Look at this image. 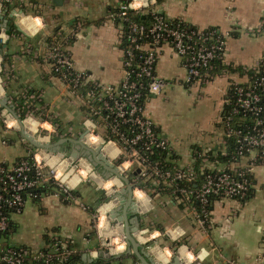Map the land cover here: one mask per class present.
I'll return each mask as SVG.
<instances>
[{"label": "crops", "instance_id": "crops-1", "mask_svg": "<svg viewBox=\"0 0 264 264\" xmlns=\"http://www.w3.org/2000/svg\"><path fill=\"white\" fill-rule=\"evenodd\" d=\"M130 2L143 17L157 8L169 18L183 19L200 29L217 28L228 34L224 60L244 71H224L206 83L188 85L182 58L170 45H163L155 72L167 84L161 93H151L144 102L145 114L170 140L175 163H193L194 150L199 148L210 155L208 166H226L227 158L223 152L227 148L219 116L226 107L230 83L246 81V70L255 67L264 56V0ZM120 3L121 0H60L57 3L55 0H10L0 3V87L20 117L24 102L33 103L37 113L48 116L53 126L74 133V139L83 136L88 113L86 102L82 97L72 95L54 75L46 53L50 39L62 33L68 40L67 50L76 69L87 73L92 82L118 86L124 75L119 45L121 25L110 18V13ZM5 108L0 103V171L12 168L18 160L38 149L25 137L19 124L14 125L13 120L12 125L6 124L2 113ZM183 109L182 114L190 113L193 120L186 118L185 133L178 141L176 136L169 134L182 131L172 123L175 114L179 115L177 112ZM182 114L180 117H184ZM194 117H200L199 122ZM24 118L25 131L36 135L41 130L40 119L31 117L28 111ZM61 146L64 151L59 152L67 156L75 149L83 150L71 142ZM96 146L90 147L114 165L115 161L110 157L116 155V146L108 144L103 149ZM82 157L92 163L94 173L81 181L77 176L72 178L71 181L77 184L74 198H66L53 188L46 190L43 187L38 202L28 199L23 211L13 215L14 227L5 235L6 243L20 242L16 230L26 224L41 234L31 232L33 236L24 241L29 248H41L45 245L44 235L58 234L82 254L83 261H91L90 254L94 249L99 250V257H107L105 253L101 255L100 250V232L105 230L100 231L98 227L99 216L103 228L114 226L111 234L117 240L121 235L126 236L127 228H130L139 249L156 264H257L259 256L264 263L263 165L254 166L252 195L245 202L236 199L212 202L213 226L204 233L193 209L183 207V199L166 192L157 193L156 188L150 191L144 186L142 191H133L130 196L125 181L106 177L110 173L105 168L95 165L87 156ZM197 161L201 162L200 159ZM247 163L248 155L235 165ZM108 179L112 180L106 181ZM104 181L105 187L115 182L116 193L112 201L110 191L102 188ZM181 243L188 247L182 251L184 255L176 251ZM130 254L134 252L127 241L126 250L113 256L117 259L111 264H138L140 261Z\"/></svg>", "mask_w": 264, "mask_h": 264}, {"label": "built area", "instance_id": "built-area-1", "mask_svg": "<svg viewBox=\"0 0 264 264\" xmlns=\"http://www.w3.org/2000/svg\"><path fill=\"white\" fill-rule=\"evenodd\" d=\"M7 1L10 0H0V3ZM132 7L131 2H121L118 12L110 13L114 21L119 17L118 23L121 25L119 45L124 75L118 86L92 82L87 73L76 69L67 50L68 40L62 33L51 41L46 58L69 92L82 97L86 102L88 113L84 121L83 141L88 146L98 145L101 149L114 144L117 153L110 158L115 161L114 165L119 172L130 180L133 191H142L143 186L150 183L155 186L157 193L166 192L176 198L185 196L192 202H198L200 211L192 209L200 228L207 233L213 221L211 212L208 213L206 208L214 199H244L253 189L251 175L254 166H264V56L252 68L254 73L248 75L246 81L233 80L230 83L231 96L226 99V107L219 116L227 148L223 152L227 158L226 166H208L210 155L201 149L194 150V162L187 165L175 163L169 157L152 160V155L159 149L173 154L170 140L159 132L158 125L145 114L142 101L144 90L150 94L161 93L167 84L155 72L162 46L170 45L182 58L187 72L186 84H202L215 77L203 71L213 68V59L221 58L225 62L228 34L216 28H188L182 24L183 19L173 22L156 14L154 10L150 11L154 21L146 27L132 20ZM87 82L91 84L90 87L81 90ZM1 99H7V93L0 87ZM24 105L31 117L40 119L41 130L38 133H45L46 136L39 139L50 141L54 135L73 138L74 133L63 131L58 125L53 126L48 116L37 113L33 103L25 101ZM2 113L8 126L12 125L11 120L16 122L8 108L3 109ZM95 137L97 143L93 142ZM229 139L234 142V151L228 149ZM247 155L249 163L235 165ZM199 159L200 163L197 161ZM90 173H94V167L85 157L72 158L45 148H38L32 160L22 158L12 168L0 171V264H55L77 252L58 234H51L50 243L38 249L22 244H8L5 234L10 230L13 215L22 212L27 200L32 198L33 189L51 186L57 193L73 199L77 184L71 181L72 178L77 176L79 181L89 179ZM109 180L112 179L106 181ZM106 181L102 184L104 190H108L105 187ZM180 181L186 184L179 187L173 185ZM111 187L116 188V185L112 184ZM97 220L100 231L105 230L100 232V250L107 257L124 252L126 236L121 235L117 240L111 234L114 226L103 228L99 216ZM181 248L188 249L187 245L181 243L176 251L180 253ZM90 255L92 259L89 262H96L100 256L99 250L94 249ZM257 264H264L261 256L257 257Z\"/></svg>", "mask_w": 264, "mask_h": 264}, {"label": "trees", "instance_id": "trees-1", "mask_svg": "<svg viewBox=\"0 0 264 264\" xmlns=\"http://www.w3.org/2000/svg\"><path fill=\"white\" fill-rule=\"evenodd\" d=\"M161 1L162 0H157V3L159 4V2H161ZM121 2L122 3H129L130 0H121ZM151 10H154L156 14L162 15L165 18L170 19L173 22H178L180 20V18H175V19L174 18H169L165 14L159 13V11H158L157 8L156 9H151ZM136 11L137 10H133V9L130 10L131 18H132L133 21H135L137 23H140V24H143L146 27H149V26L152 25V23L154 21V15L152 13H147L145 15V17H143L141 13H136ZM111 12L117 13L118 12V7L115 8V9H112ZM116 21L117 22H120V19H119L118 16L116 17ZM182 24L185 25L188 28H197L196 26H194V25L186 22L185 20L182 22ZM212 29H214V28H212ZM216 30H217V28H216ZM52 39L53 38L50 39V43H51ZM127 43L128 42L125 39V44H127ZM211 63L213 65V68H211V69H204L203 70V71H208L209 74H210V76H216V75H219V74L223 73L224 71H230V70L231 71H233V70H236V71H244V69L242 67H239V66L233 67L231 65L226 64L221 58H215V59H213L211 61ZM53 73H54V75H57L54 71H53ZM246 73L248 75H252L254 73V70L253 69H248V70H246ZM90 85L91 84L87 82L81 88V90L88 89V87H90ZM149 95H150V93H148L146 90H144L143 91V96H142V101L145 102L146 98L149 97ZM228 96L229 97L231 96V92L230 91L228 93ZM27 110H28V108L25 105H23L22 112H21V118L22 119L25 117V112ZM87 110H88V107H87ZM56 140H58V138L55 139V141ZM234 148H235L234 142L231 139H229V141H228V149L234 151ZM33 149H35V147H33ZM197 149H199V148H197ZM159 150L160 151H157V152L154 153V155H152V160H157V159L164 158V157L165 158L166 157H169V158L173 159V154L171 152H169L167 150H163V149H159ZM32 156H33V154H30L28 157H25V158L32 160ZM169 164H172V163H169ZM185 184H186L185 181H180V182L177 183V185L176 184H173V185L175 187H179V186H183ZM42 188L43 187H39L37 189H33L32 190V199H34L35 201L38 202V200H39L38 194L43 190ZM50 188H52V187L51 186L45 187L46 190H50ZM154 188L155 187L152 184H150V183H147L146 185H144V189H148L150 191L151 190H154ZM251 195H252V191H250L248 193V195L244 199H241V201L245 202L247 199L250 198ZM62 196H64V195L62 194ZM178 198L179 199H183V202H182L183 205H184V206L182 205L183 207H190L191 209L192 208H196L198 211H200L201 207H199L198 202H196V201L195 202L194 201L192 202V201H190V199H188L185 196H179ZM214 201H215V199H214ZM192 205H194L196 207H191ZM212 209H213V207H212L211 204L206 208V210L208 211V213L211 212ZM13 227H14V221L12 219L10 230ZM10 230L7 231V233L5 235H7L10 232ZM44 240H45V245L49 244L50 243V236L47 235V234L44 235ZM130 255L133 256L138 261L137 257L134 254H130ZM116 259L117 258H114V257H99L98 260H96V262H94V261L93 262H88V261H83L82 254L79 253V252H76V253L70 255L68 259L56 261L55 264H96V263L97 264H111V262L114 261V260H116Z\"/></svg>", "mask_w": 264, "mask_h": 264}, {"label": "water", "instance_id": "water-1", "mask_svg": "<svg viewBox=\"0 0 264 264\" xmlns=\"http://www.w3.org/2000/svg\"><path fill=\"white\" fill-rule=\"evenodd\" d=\"M59 1L60 0H55L56 3L59 2ZM159 13H162V11L160 10ZM0 102H1V104L3 106H5L6 108H8L14 114V116H15L16 120L18 121V124H19L20 128L22 129L25 137L33 145H35L38 148H45V149L51 150L53 152H59L62 149L64 151V148H62V146H61L64 143L71 142V143L76 144L77 146H79V148H83V150L81 152L78 149H75L74 151H72L70 153V155L72 156V158H78V157H81V156H87V157H89V159L91 161H93L95 163V165L101 166L102 168H105L110 173V175L109 176H106V177L116 176L119 179L125 181L126 184H127V189H128V191L130 193V196H132V194H133V186L130 183V180L127 177L123 176L119 172V170L113 164H111L107 159H105L100 153H98L92 147L88 146L83 141V139H82L83 136L80 137V138H77V139H74V138H62V139L57 140L54 143H44V142H41V141L35 139L34 136L28 134L25 131L24 121L19 116V114L16 112L15 105L14 104L8 103V100L7 99H3ZM120 221H122V220H120ZM126 238H127L128 243L131 244V246L133 248L134 254L136 255V257L138 258V260L142 264H156V263H154V261H152V259H150L147 256V253L146 252H143L142 250L139 249V243L136 240L135 236L132 234V230L130 228H127ZM103 254H104V252L102 251L101 252V255H103Z\"/></svg>", "mask_w": 264, "mask_h": 264}, {"label": "rangeland", "instance_id": "rangeland-1", "mask_svg": "<svg viewBox=\"0 0 264 264\" xmlns=\"http://www.w3.org/2000/svg\"><path fill=\"white\" fill-rule=\"evenodd\" d=\"M185 110H187V109H185ZM184 112V109H183V111H180V112H177L179 115H176L175 114V118H174V121H173V125H175L178 129H180V130H182L181 132H178V131H173V132H171L169 135L170 136H176L178 139V141H181L182 140V137H183V134L182 133H185L184 132V130H185V125H186V118H188V117H190L189 118V120L190 121H192L193 120V117L192 116H190V113H189V115H187V113H185L186 115H183L182 113ZM173 114V113H172ZM183 115L184 117H180V115ZM197 116V115H196ZM198 118H200V117H198ZM197 117H194V119H195V121L196 122H199V119H198ZM25 119V118H24ZM31 121H33V120H31ZM10 122V121H9ZM14 125H18V122L16 121L15 122V124ZM13 125V126H14ZM31 128V130H33V128L32 127H30ZM33 136L35 135V133L33 134V133H31ZM36 138H37V140L39 139V138H44L46 135H45V133H37L36 135ZM57 137H59V136H55L54 135V137H52L53 139L51 140L50 139V141L48 140V139H39V141L41 140L42 142H44V143H54V142H56L55 141V139H57ZM60 139H61V137H59ZM65 138V137H64ZM173 142H174V140H173ZM71 153V152H70ZM69 153V154H70ZM68 156H70V155H68ZM119 179V178H118ZM117 182H120V180H117ZM114 183L115 182H113V185H114ZM122 187V186H121ZM114 189L115 188H112L111 186L110 187H108V191H110V201H112L113 200V198H114V196H115V191H114ZM226 201V200H225ZM31 232H33V233H35L34 235H36V234H38V236H41V234L40 233H38L37 232V230H32V227H29L28 225H26V224H21L20 225V227H19V229H17L16 230V233H17V238H19V240H20V242H18L17 244H23V245H27V246H30L29 244H27V243H25L24 241L27 239V237L28 236H33V234H31ZM21 234H23V236H21ZM32 245V244H31Z\"/></svg>", "mask_w": 264, "mask_h": 264}, {"label": "bare ground", "instance_id": "bare-ground-1", "mask_svg": "<svg viewBox=\"0 0 264 264\" xmlns=\"http://www.w3.org/2000/svg\"><path fill=\"white\" fill-rule=\"evenodd\" d=\"M97 141H98V140H97V138H96V137H95V138H93V142H94V143H97ZM185 250H186L185 248H181L180 252H181V254H182V255H184V254H185V253H184V254L182 253V251H184V252H185Z\"/></svg>", "mask_w": 264, "mask_h": 264}]
</instances>
